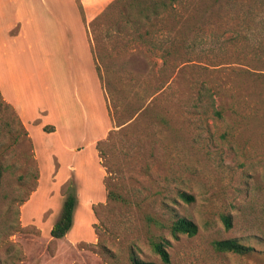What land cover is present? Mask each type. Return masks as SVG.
<instances>
[{
  "label": "rangeland",
  "instance_id": "374dc122",
  "mask_svg": "<svg viewBox=\"0 0 264 264\" xmlns=\"http://www.w3.org/2000/svg\"><path fill=\"white\" fill-rule=\"evenodd\" d=\"M114 1L0 0V264H165L152 236L167 264H264V0L199 2L151 45ZM179 217L197 234L174 236Z\"/></svg>",
  "mask_w": 264,
  "mask_h": 264
},
{
  "label": "trees",
  "instance_id": "16d2710c",
  "mask_svg": "<svg viewBox=\"0 0 264 264\" xmlns=\"http://www.w3.org/2000/svg\"><path fill=\"white\" fill-rule=\"evenodd\" d=\"M205 0H115L108 7V10L113 7L122 8V21L126 22V29L134 31L136 42L144 43L145 45H151L152 42L147 37L151 36V28L155 27L161 21H183L182 25L188 30L189 23L185 21H197L195 15L192 14L190 8L192 6H198L199 2L204 4ZM222 1V0H215ZM201 3V4H202ZM206 11H203V13ZM201 13L199 16H202ZM197 16V15H196ZM146 27V30L142 29ZM184 41V40H183ZM156 48V47H154ZM164 51V64L166 59L172 54L171 47H161ZM181 48L187 49L189 46L182 42ZM178 52V50H177ZM206 90V89H204ZM207 91V90H206ZM207 97L208 93L200 91V97ZM3 171L0 167V189L2 182ZM68 195L65 198L63 208L58 220L54 223L50 230V235L56 239H63L71 231L74 225V214L78 206L79 199L77 195V188L75 182L72 180L67 187ZM182 197L190 202L193 197L187 194H182ZM148 221L156 226H162L155 217L148 216ZM223 221L226 227H231V220L229 216H223ZM171 232L174 236L181 234L194 236L198 232V226L186 218L179 217L172 222L170 226ZM150 244L153 251L161 258L162 262L167 264L170 262V254L167 250V241L161 237H150ZM215 250L219 252L234 253L238 255H248L253 252V247L244 245L237 240H216L213 242ZM131 264H156L154 262H147L133 257Z\"/></svg>",
  "mask_w": 264,
  "mask_h": 264
},
{
  "label": "crops",
  "instance_id": "0c3cea01",
  "mask_svg": "<svg viewBox=\"0 0 264 264\" xmlns=\"http://www.w3.org/2000/svg\"><path fill=\"white\" fill-rule=\"evenodd\" d=\"M90 19H92V17H90ZM14 21H19V22H20L21 27H22V30H23V32H24V35L26 36V30H27V28H26V26H25L24 24L29 25V24H31L32 22H29L28 20L23 19V18L20 16V14H19V17H18V15H17V18H16ZM28 35H29V34H27V36H28ZM27 36H26V37H27ZM0 89L2 90V93L4 94V96L8 99L7 94H6V91H5V88L2 87V84H0ZM8 100H9V99H8ZM57 129H58V127H57ZM58 130H59V129H58Z\"/></svg>",
  "mask_w": 264,
  "mask_h": 264
},
{
  "label": "bare ground",
  "instance_id": "6f19581e",
  "mask_svg": "<svg viewBox=\"0 0 264 264\" xmlns=\"http://www.w3.org/2000/svg\"><path fill=\"white\" fill-rule=\"evenodd\" d=\"M42 6V5H41Z\"/></svg>",
  "mask_w": 264,
  "mask_h": 264
}]
</instances>
